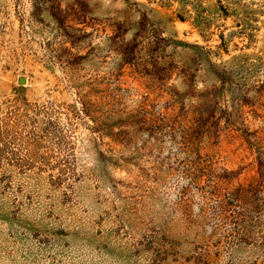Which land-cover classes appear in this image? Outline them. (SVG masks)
<instances>
[{"label":"rangeland","instance_id":"1","mask_svg":"<svg viewBox=\"0 0 264 264\" xmlns=\"http://www.w3.org/2000/svg\"><path fill=\"white\" fill-rule=\"evenodd\" d=\"M221 1L0 0V264H264V0Z\"/></svg>","mask_w":264,"mask_h":264},{"label":"trees","instance_id":"2","mask_svg":"<svg viewBox=\"0 0 264 264\" xmlns=\"http://www.w3.org/2000/svg\"><path fill=\"white\" fill-rule=\"evenodd\" d=\"M218 4H219V6H220V9L223 11V14L225 15V16H228V10H227V8L222 4V1L221 0H218ZM202 11V10H201ZM203 12V11H202ZM200 13H198V15H199ZM180 18L182 19V20H184L185 18H184V16H181L180 15ZM197 19L198 20H200V19H202V16H198L197 17ZM210 25V23L209 22H207V25L205 24V28H207L208 26ZM246 28H245V26H244V28H242L241 29V31L240 32H243L244 30H245ZM238 32V30L237 31H234L233 33H237ZM219 38L221 39V44H224L225 43V38H226V35H225V33L224 32H221L220 33V35H219ZM133 40V39H132ZM132 41H130V43H131ZM129 43V44H130ZM124 53V56H123V61H124V63H127V62H130V58H129V53H130V50H128V51H124L123 52ZM125 53H128V54H125ZM165 75H167L168 76V74H165Z\"/></svg>","mask_w":264,"mask_h":264},{"label":"water","instance_id":"3","mask_svg":"<svg viewBox=\"0 0 264 264\" xmlns=\"http://www.w3.org/2000/svg\"><path fill=\"white\" fill-rule=\"evenodd\" d=\"M21 82H24V78H21Z\"/></svg>","mask_w":264,"mask_h":264}]
</instances>
